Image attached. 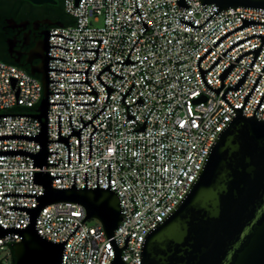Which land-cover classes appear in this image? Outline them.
<instances>
[{"label": "built area", "instance_id": "2783aa9c", "mask_svg": "<svg viewBox=\"0 0 264 264\" xmlns=\"http://www.w3.org/2000/svg\"><path fill=\"white\" fill-rule=\"evenodd\" d=\"M177 0H63L67 15L74 19L69 26L51 27L49 45V69L62 71H86L94 60L99 41L82 39H102L98 55L87 73V80L94 94H73L91 92L84 82L85 73H63L49 71L48 140H58V115H60V135L71 133L69 115L74 131L90 121L104 106V110L92 121L97 129L91 135V158H89V135L94 128L87 124L80 130V163L78 161V138L70 136V165L66 145L59 142L48 143V166L54 189L108 188V164L110 163V190L116 193L124 220L115 230L113 239L118 248L124 246V239L130 236L128 247L121 250L126 264H139L141 244L146 233L157 225L181 200L199 172L201 165L218 133L235 116L232 109L221 99L228 87L249 70L243 84L237 91H228L226 100L235 108L243 106V98L249 93L258 75L261 78L242 109L244 117H251L264 93V45L252 68H249L254 53L234 60L242 53L258 48L261 41L257 37L236 45L224 57L222 54L234 43L252 35H264V24L252 25L238 30L224 38L215 48L212 46L227 32L242 25V19L264 22V10L237 8L227 9L207 21L198 29H191L179 19L191 21L195 27L202 25L217 11L214 4L201 7L198 0H184L189 9L176 5ZM138 14H130L136 9ZM239 15H238V14ZM147 23L145 31L142 21ZM141 36V37H140ZM140 37V38H139ZM139 38V40H138ZM138 40V41H137ZM137 43L135 44V42ZM135 44V45H134ZM134 46V47H133ZM133 47V48H132ZM212 51L200 61L201 70H208L217 60H221L204 75L206 83L213 89L221 85L218 76L230 65L235 67L224 79L220 94L208 90L200 77L197 61L209 49ZM132 49V50H131ZM131 50V52H130ZM130 52V54H129ZM137 62L131 65L121 63L127 59ZM119 79L108 71L100 74V80L113 90L107 98L105 87L96 75L107 65ZM134 85L124 99L120 100ZM121 93V94H120ZM43 96V86L39 78L25 72L21 67L0 61V115H34ZM140 99L143 105L134 104ZM107 98V101H106ZM106 101V104H105ZM94 102V103H93ZM75 103H93L76 105ZM134 104V105H133ZM134 120H126V106ZM15 108L28 109L27 112L13 111ZM81 115L82 122L79 116ZM148 117V118H147ZM257 120H264V100L255 113ZM144 132H130L142 127ZM139 125V126H138ZM40 124L30 117L0 118V136H36ZM37 142L9 139L0 141V151L23 150L30 153L39 151ZM34 172L32 159L27 156H0V226L3 228H25L29 224L27 213L9 210V206L35 208L37 201L31 197H3V194H34L40 196L43 188L32 184ZM85 210L76 204L58 203L45 207L37 217L36 230L44 239L60 243L80 225L85 218ZM83 222L69 237L64 247L62 264H109L113 249L106 238L101 224L89 226ZM18 234L0 238V252L11 256V244L18 243ZM0 264L2 262L0 261Z\"/></svg>", "mask_w": 264, "mask_h": 264}, {"label": "water", "instance_id": "95a60500", "mask_svg": "<svg viewBox=\"0 0 264 264\" xmlns=\"http://www.w3.org/2000/svg\"><path fill=\"white\" fill-rule=\"evenodd\" d=\"M35 6L55 4L54 0H26ZM136 2V0H135ZM201 7L208 4H214L217 11L206 19V21L195 27L191 21L179 19V22L191 29H198L209 21L213 15L227 10L237 8H249L264 10V0H198ZM176 5L183 9H189L184 0H177ZM136 6V3H135ZM133 14L140 12L136 6ZM238 14V13H237ZM239 15V14H238ZM242 25L223 35L212 46L215 48L228 35L252 25H261L264 22L242 19ZM142 21V20H141ZM10 28H25L26 23L15 24L13 20L7 21ZM50 27H62L60 22L44 21ZM142 27L145 31L149 30L147 23L142 21ZM43 39L36 43L34 49L30 52V56H36L39 61L37 66H30V75L38 76L43 86V96L34 115H0L2 117H30L37 120L40 124V131L36 136L24 135H5L0 136V141L16 139L37 142L40 146L39 151L35 154L23 150H4L0 151V156H27L32 159L33 167L39 169L34 172L32 184L39 185L43 188L40 196L34 194H14L6 193L3 197H31L37 201L35 208L9 206V210L22 211L28 214L29 224L25 228H3L0 226V238L9 234H18L21 241L11 244L13 264H62L64 247L67 240L72 236L76 229L89 220H97L109 240L113 249L114 258L109 264H126L121 256V250L128 247L130 236L124 239V246L118 248L116 239H113L115 230L124 220L120 207V200L116 193L110 190V163L108 164V188H98V167H97V186L94 189L87 188V173L85 172V188H75V175L73 176V185L67 189H54L52 187L53 179H64L63 176H50L47 172L48 166H58L59 164H48V154H59L58 152H48V143L59 142L67 147L68 165H70V145L68 139L70 136L78 138V161L80 163V130L87 124H90L94 131L89 135V158H91V135L97 130L91 121L100 114L104 108L99 111L90 121L83 123L81 115L79 116L83 126L74 131L71 124V116L69 115V123L71 133L68 137L60 135V115H58V140H48V108L49 105H66V103H49V94H63L49 92V83L61 81H49V71H59L63 73H85L84 82L91 88V92H74L73 94H94L95 100L97 92L92 89L87 80V73L90 66L94 63L98 55V49L102 39H82V41H99L96 50H79L96 52L94 60H77L76 62H89L86 71H62L58 69H49V60L56 59L62 62L60 58H50L49 48H60L59 46H50L49 37L61 35H47L42 33ZM141 37V36H140ZM139 37V38H140ZM257 37L261 41V45L253 50L240 54L234 62L238 61L250 53H254V57L248 66L252 68L259 52L264 45V35H252L242 39L231 45L223 54L224 57L232 48L245 42L248 39ZM138 38V40H139ZM137 40V41H138ZM135 42V44L137 43ZM134 44V45H135ZM134 47V46H133ZM132 47V48H133ZM132 50V49H131ZM130 50V52H131ZM209 48L197 61V68L204 86L214 92L220 94V90L224 87L223 81L235 67L230 64L219 76L221 85L218 89L211 88L205 81L204 75L209 72L220 60H217L210 66L208 70H201L199 63L210 52ZM129 52V54H130ZM129 54L123 65H131L137 62L129 60ZM31 64V61H29ZM19 67L22 65L16 63ZM107 65L97 75V80L105 87L107 98L110 93L115 90L106 86L100 80V74L108 71L113 76L122 79L123 77L114 74ZM249 70H246L234 87H228L221 94V99L232 109L235 116L229 120L225 127L218 133L213 144L211 145L196 177L190 184L184 196L177 205L149 232L146 233L141 244L140 263L139 264H264V120H257L255 113L264 100V93L261 96L251 117H244L242 109L246 106L251 94L253 93L257 83L261 78L258 75L249 93L243 98V106L235 109L225 98L228 91H237L243 84ZM264 72V66L261 69ZM122 95L121 102L129 91ZM121 94V93H120ZM106 98V101H107ZM105 101V104H106ZM93 102V103H94ZM93 103H75L76 105H92ZM125 104V103H124ZM134 104L143 105L144 102L140 97ZM133 104V105H134ZM126 106V120L133 119L130 116L128 107ZM148 118V117H147ZM146 120L142 127L130 132H144ZM135 121V120H134ZM67 203L76 204L85 210V218L81 221L74 231L60 243H55L44 239L37 233L36 221L40 212L47 206Z\"/></svg>", "mask_w": 264, "mask_h": 264}, {"label": "flooded vegetation", "instance_id": "af4514ba", "mask_svg": "<svg viewBox=\"0 0 264 264\" xmlns=\"http://www.w3.org/2000/svg\"><path fill=\"white\" fill-rule=\"evenodd\" d=\"M26 1V0H25ZM55 4H46L35 6L30 2L25 3L22 0H13L12 2L17 6L20 16L24 19L17 21L14 18L4 19V36L6 37V56L15 64L22 65L23 68H29L30 66H37L39 61L36 56L31 57L30 52L34 49L37 42L43 39L42 33L45 32L49 35L50 26L44 24V21H50V19L38 15L45 10L47 5H57L58 0H54ZM38 7V8H37ZM44 7V8H39ZM1 19V17H0ZM13 20L15 24L26 23L25 28H10L7 21ZM31 61V64H29Z\"/></svg>", "mask_w": 264, "mask_h": 264}, {"label": "trees", "instance_id": "16d2710c", "mask_svg": "<svg viewBox=\"0 0 264 264\" xmlns=\"http://www.w3.org/2000/svg\"><path fill=\"white\" fill-rule=\"evenodd\" d=\"M13 0H0V61L9 65H16L13 61H11L6 56V37L4 36V19L5 18H14L17 21H20L24 19L22 16H20L19 11H17V6L12 2ZM25 3H28L25 0H22ZM38 8V7H37ZM44 8V7H39ZM41 12V14L38 15L39 18L45 17L50 19L51 22H60L63 24V26H69L74 23V19L71 18L69 15H67L63 8V0H58L57 5H47ZM19 67V66H18ZM25 72L30 74L29 68H23L21 67ZM35 78H39L38 76H34ZM13 111L17 112H27L28 109L23 108H15ZM13 255V252L11 250V257Z\"/></svg>", "mask_w": 264, "mask_h": 264}, {"label": "rangeland", "instance_id": "374dc122", "mask_svg": "<svg viewBox=\"0 0 264 264\" xmlns=\"http://www.w3.org/2000/svg\"><path fill=\"white\" fill-rule=\"evenodd\" d=\"M95 223L96 220H89L87 222L89 226H93L95 225ZM0 261L2 262V264H13L12 257L11 256L6 257V254L4 252H0Z\"/></svg>", "mask_w": 264, "mask_h": 264}]
</instances>
